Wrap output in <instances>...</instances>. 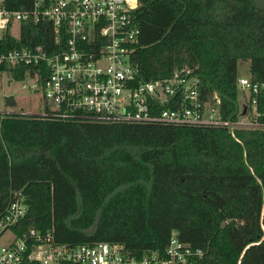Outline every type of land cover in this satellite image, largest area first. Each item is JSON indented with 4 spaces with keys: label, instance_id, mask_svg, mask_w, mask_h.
<instances>
[{
    "label": "trees",
    "instance_id": "1",
    "mask_svg": "<svg viewBox=\"0 0 264 264\" xmlns=\"http://www.w3.org/2000/svg\"><path fill=\"white\" fill-rule=\"evenodd\" d=\"M139 1L134 61L143 80L190 69L205 95L222 98L224 118L239 108V62L264 82V0ZM10 2L14 11L33 4ZM36 45L61 51L48 23L0 40V50ZM14 192L28 205L23 226L51 232L57 244H122L141 257L162 252L176 233L204 251L199 264H264L261 131L234 138L209 126L0 115V217Z\"/></svg>",
    "mask_w": 264,
    "mask_h": 264
},
{
    "label": "built area",
    "instance_id": "2",
    "mask_svg": "<svg viewBox=\"0 0 264 264\" xmlns=\"http://www.w3.org/2000/svg\"><path fill=\"white\" fill-rule=\"evenodd\" d=\"M10 1L0 0V40L20 39L23 24L48 23L61 50L50 54L42 45L0 50V78L16 81V71L26 69L23 88L40 95L47 106L44 115L32 116L209 126L227 129L234 138L241 130L264 132V82L241 77L238 111L224 118L222 98L205 95L200 77L190 69L143 80L134 61L142 37L135 16L139 0H33L23 11L12 10ZM27 79L34 83L27 84ZM12 198L0 217V264H199L205 254L176 233L162 252L141 257L122 244H57L51 232L23 226L26 199L16 192Z\"/></svg>",
    "mask_w": 264,
    "mask_h": 264
},
{
    "label": "rangeland",
    "instance_id": "3",
    "mask_svg": "<svg viewBox=\"0 0 264 264\" xmlns=\"http://www.w3.org/2000/svg\"><path fill=\"white\" fill-rule=\"evenodd\" d=\"M250 63L239 62V76L249 77ZM26 83H34L27 79ZM23 82L13 81L8 78H0V114L1 115H44L47 111L46 104L41 100L40 95L23 88ZM7 98H13L16 106H9Z\"/></svg>",
    "mask_w": 264,
    "mask_h": 264
},
{
    "label": "water",
    "instance_id": "4",
    "mask_svg": "<svg viewBox=\"0 0 264 264\" xmlns=\"http://www.w3.org/2000/svg\"><path fill=\"white\" fill-rule=\"evenodd\" d=\"M7 104L9 106H16L17 102L13 98H7Z\"/></svg>",
    "mask_w": 264,
    "mask_h": 264
}]
</instances>
